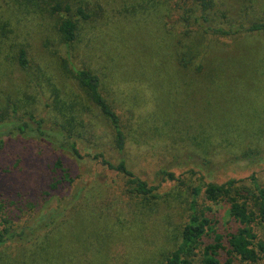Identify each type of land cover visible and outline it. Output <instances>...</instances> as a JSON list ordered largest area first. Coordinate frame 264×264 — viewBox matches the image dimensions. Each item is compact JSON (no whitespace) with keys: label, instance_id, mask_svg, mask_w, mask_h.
Returning <instances> with one entry per match:
<instances>
[{"label":"rangeland","instance_id":"obj_1","mask_svg":"<svg viewBox=\"0 0 264 264\" xmlns=\"http://www.w3.org/2000/svg\"><path fill=\"white\" fill-rule=\"evenodd\" d=\"M81 1L88 17H79L68 44L59 39L55 18L31 0H0V117L9 115L0 135L12 141L3 165L12 159L19 168L27 155L52 163L59 154L38 136L8 135L11 115L18 123L33 115L47 128L61 125L82 153L100 151L118 161L109 123L68 71L85 67L99 75L120 115L127 167L156 185L159 196L132 200L98 176L86 183L89 165L63 153L74 173L80 168L83 174L76 187L83 188L81 195L50 200V208L65 206L63 215L32 242L1 246L0 264H164L181 240L191 188L201 176L223 181L254 169L243 161L204 168L200 157L225 162L249 148L264 153V34L191 31L182 0ZM209 15L226 25L264 20V0H215ZM20 48L26 50L25 69L18 63ZM161 169L174 172L175 180ZM25 203L23 211V204L4 208L31 223L38 214ZM216 207L228 224L225 206ZM258 233L264 238V226Z\"/></svg>","mask_w":264,"mask_h":264},{"label":"trees","instance_id":"obj_2","mask_svg":"<svg viewBox=\"0 0 264 264\" xmlns=\"http://www.w3.org/2000/svg\"><path fill=\"white\" fill-rule=\"evenodd\" d=\"M31 1L39 12H46L55 18L54 28L63 43L69 44L75 40L79 17H88L81 0ZM181 7L185 14L183 20L191 19L188 24L192 26L191 31L195 27L198 33L204 36L264 34V20L261 19L247 24L227 25L215 21L209 15L215 7V0H182ZM188 53H191L190 49L182 52L179 61L183 62V55ZM18 63L24 69L28 66L24 48L18 51ZM68 71L85 92L90 103L109 123L119 155L118 161L111 162L100 151L82 153L77 142L61 125L47 128L43 118L36 119L33 115H28L26 120L18 123L19 119L11 115L8 124L12 128L8 130V135L38 136L57 147L59 154L52 163L38 156L31 161L27 155L26 162L19 168L17 162L12 163V159H8L4 166L3 162L7 156L2 154L6 144L11 145L12 141L7 142L0 135V247L11 241L32 242L38 230L51 227L63 215L65 206L50 208V200L67 195H81L83 188L76 187L78 181H82L83 174L80 173V168L74 173L75 168L70 166L73 165L72 162L89 165V172L85 173L88 175L86 183L90 176H98L105 179L108 186L117 188L132 200L148 201L159 196L156 185L150 184L127 167L124 157L126 137L120 115L105 97L99 75L85 67H71ZM8 117V114L0 117V123L5 122ZM63 153L72 161L70 165L63 160ZM240 161L253 166V171L243 176L233 174L223 181H206L201 176L202 183L191 188L194 197L189 203V213L182 227L181 240L165 257L164 264H264V238L258 233L259 226H264V153L249 148L239 155L229 157L225 162H215L206 157L199 159L204 168L220 163L231 166ZM189 171L193 172L192 169ZM159 173L166 179L176 178L172 171L161 169ZM19 174L23 176L21 180H18ZM24 195L31 211L38 214L33 222L25 224L17 220L19 216L13 213L14 210L6 212L7 209L4 208L6 204H23L18 210L23 211L26 207ZM217 205L225 206L228 224L224 222L223 214Z\"/></svg>","mask_w":264,"mask_h":264}]
</instances>
